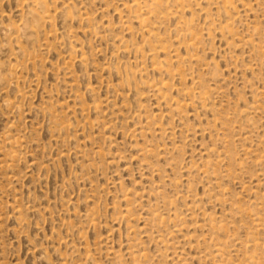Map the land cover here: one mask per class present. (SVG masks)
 <instances>
[{
    "label": "rangeland",
    "instance_id": "rangeland-1",
    "mask_svg": "<svg viewBox=\"0 0 264 264\" xmlns=\"http://www.w3.org/2000/svg\"><path fill=\"white\" fill-rule=\"evenodd\" d=\"M0 264H264V0H0Z\"/></svg>",
    "mask_w": 264,
    "mask_h": 264
}]
</instances>
